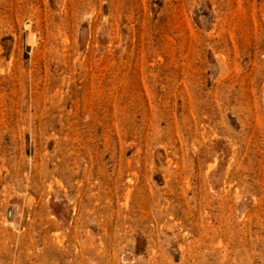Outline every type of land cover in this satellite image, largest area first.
Returning a JSON list of instances; mask_svg holds the SVG:
<instances>
[{
	"label": "rangeland",
	"instance_id": "rangeland-1",
	"mask_svg": "<svg viewBox=\"0 0 264 264\" xmlns=\"http://www.w3.org/2000/svg\"><path fill=\"white\" fill-rule=\"evenodd\" d=\"M0 264H264V0H0Z\"/></svg>",
	"mask_w": 264,
	"mask_h": 264
}]
</instances>
